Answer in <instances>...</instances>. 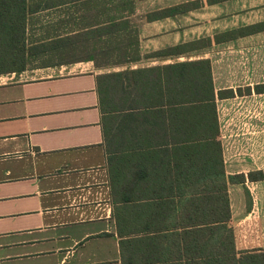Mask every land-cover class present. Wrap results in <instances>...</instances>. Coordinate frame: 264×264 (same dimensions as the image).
Instances as JSON below:
<instances>
[{"label": "crops", "instance_id": "obj_1", "mask_svg": "<svg viewBox=\"0 0 264 264\" xmlns=\"http://www.w3.org/2000/svg\"><path fill=\"white\" fill-rule=\"evenodd\" d=\"M28 2L47 5L28 18L29 46L113 18L120 31L89 41L82 35L57 52L29 56L21 73L0 75V264H136L142 256L132 240L180 236L184 222L192 226L183 219L181 190L215 185L207 174L199 179L204 152L184 149L196 145L182 137L183 118L193 121V111L183 115L181 103L158 97L143 111L149 132L115 136L116 114L102 111L98 78L142 71L144 85L165 87L168 74H180L178 64L200 62L210 65L216 95L236 250L264 251V180L249 179L264 173V93L257 91L264 31L215 42L264 23V0ZM178 46L182 53H161ZM227 91L235 96L221 99ZM234 176L245 182L232 183Z\"/></svg>", "mask_w": 264, "mask_h": 264}, {"label": "trees", "instance_id": "obj_2", "mask_svg": "<svg viewBox=\"0 0 264 264\" xmlns=\"http://www.w3.org/2000/svg\"><path fill=\"white\" fill-rule=\"evenodd\" d=\"M82 1V0H80ZM47 5L30 6L28 0H0V75L21 73L29 65L28 57L57 52L74 45L77 38L86 35V41L113 35L120 30L117 18L106 25L82 32L77 36L60 39L50 45L40 44L29 46L27 43V25L30 14L39 11ZM169 11H167L168 13ZM264 31V23L248 28L236 29L227 32L223 39L216 36L215 42L222 43L240 37ZM212 42V41H211ZM182 46L168 49L161 53H182ZM192 66H197V72H191ZM180 74H168L165 87L151 84L144 85L142 71L124 72L100 76L98 78V91L102 111L116 114L114 126L110 133L125 137L128 130L132 134L147 131L143 124L144 109L152 110L153 102L165 100L170 105L177 101L184 109L193 111V121L183 118V143H196L184 149H198L204 152L198 159V168L201 175L199 179H213L215 185L208 189L181 190L184 211L183 219L190 220L183 223V233L180 236H153L137 238L130 244L136 252H141V259L136 264H264V251L238 252L235 245L234 229L229 224L232 218L222 148L217 140L219 135L218 119L215 110L216 95L214 93L210 65L208 62L197 64H178ZM180 82V88L174 87V80ZM150 79H148L149 81ZM264 93V85L257 88ZM233 91L220 92L219 97L232 98ZM158 100V101H159ZM130 118L132 126L126 122ZM150 125V122L148 120ZM152 123V122H151ZM191 124V127L189 126ZM128 128V129H127ZM197 132L196 137L190 140L189 132ZM110 134V136H111ZM109 135V130L106 132ZM197 138V139H195ZM208 172V173H207ZM251 181L264 180V173L250 174ZM232 183H244V176L231 177ZM189 200L186 197L191 195ZM187 201V202H186ZM186 202V203H185ZM168 207V205H167Z\"/></svg>", "mask_w": 264, "mask_h": 264}, {"label": "rangeland", "instance_id": "obj_3", "mask_svg": "<svg viewBox=\"0 0 264 264\" xmlns=\"http://www.w3.org/2000/svg\"><path fill=\"white\" fill-rule=\"evenodd\" d=\"M224 35L220 34L219 35V39H223ZM199 46H201V44L197 43V44H194L192 46H188V47H185V49H195V48H198ZM235 195V194H234ZM232 197H233V193H232ZM233 227V226H232Z\"/></svg>", "mask_w": 264, "mask_h": 264}]
</instances>
